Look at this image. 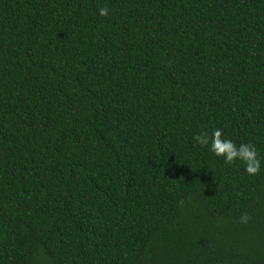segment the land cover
<instances>
[{
    "label": "trees",
    "instance_id": "16d2710c",
    "mask_svg": "<svg viewBox=\"0 0 264 264\" xmlns=\"http://www.w3.org/2000/svg\"><path fill=\"white\" fill-rule=\"evenodd\" d=\"M0 264H264V0H0Z\"/></svg>",
    "mask_w": 264,
    "mask_h": 264
},
{
    "label": "clouds",
    "instance_id": "9594fccd",
    "mask_svg": "<svg viewBox=\"0 0 264 264\" xmlns=\"http://www.w3.org/2000/svg\"><path fill=\"white\" fill-rule=\"evenodd\" d=\"M99 15L107 17L109 9L102 7L98 9ZM198 145L207 147L210 145V151L217 157H222L226 164H233L236 161L243 163L245 171L255 176L261 171V158L257 149L252 144H240L237 146L231 139H225L221 129H214L211 136L207 132H202L193 137ZM238 195H240L238 193ZM240 223L247 225L251 217L247 213L241 214Z\"/></svg>",
    "mask_w": 264,
    "mask_h": 264
}]
</instances>
